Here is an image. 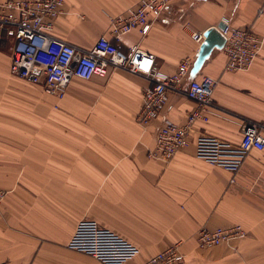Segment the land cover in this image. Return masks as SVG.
<instances>
[{
    "label": "crops",
    "instance_id": "obj_1",
    "mask_svg": "<svg viewBox=\"0 0 264 264\" xmlns=\"http://www.w3.org/2000/svg\"><path fill=\"white\" fill-rule=\"evenodd\" d=\"M138 1L65 0L49 32L90 49L112 37L111 19ZM225 15L264 39V0H173L147 34L133 29L118 45L153 52L160 71L172 74L185 58L196 59L201 44L192 33ZM13 41L0 27V188L8 191L0 203V264H103L68 247L82 219L138 245L131 264L176 243L186 256L179 264H264V150H252L234 175L198 157L195 145L203 133L239 144L244 121L264 123V43L249 69L227 71L223 49L212 52L195 77L218 80L209 120H199L190 144L165 162L148 150L160 126L184 123L196 107L187 84L143 127L136 117L152 83L146 76L115 68L106 78L74 77L60 98L12 71ZM237 223L248 235L235 248L199 246L200 229Z\"/></svg>",
    "mask_w": 264,
    "mask_h": 264
},
{
    "label": "built area",
    "instance_id": "obj_2",
    "mask_svg": "<svg viewBox=\"0 0 264 264\" xmlns=\"http://www.w3.org/2000/svg\"><path fill=\"white\" fill-rule=\"evenodd\" d=\"M172 1L139 0L135 8L111 19L112 37L101 36L92 48L86 50L49 32L55 20L65 13V0L0 1V27L14 40L12 71L32 83H42L47 93L60 98L64 97L74 77L84 80L106 78L115 68L144 75L152 83L144 91L142 106L136 117L143 127L160 116L171 92L182 91L187 84L185 93L196 102V107L184 123L168 121L160 126L155 144L148 150L149 157L168 162L180 149L190 144L195 124L199 120H209L208 111L214 106L213 92L218 80L210 75L190 78L194 64L192 57L182 60L174 73L164 74L156 64L153 52L138 45L124 51L118 42L122 35L133 29L147 34ZM221 22L225 25L220 29L225 38V69H249L260 55L264 39L250 27L234 25L229 16H223ZM204 32H193L194 41L201 44ZM195 145L198 157L235 175L252 150H264V123L244 121L239 144L203 133L197 137ZM234 181L235 177H232L231 182ZM7 196L8 191L0 188V203ZM247 235L248 231L237 223L214 229L202 228L197 233V241L204 249L222 244L235 248V244ZM68 247L91 255L103 264H131L141 251L138 245L94 219L78 222ZM185 259L180 243H176L140 264H179Z\"/></svg>",
    "mask_w": 264,
    "mask_h": 264
},
{
    "label": "water",
    "instance_id": "obj_3",
    "mask_svg": "<svg viewBox=\"0 0 264 264\" xmlns=\"http://www.w3.org/2000/svg\"><path fill=\"white\" fill-rule=\"evenodd\" d=\"M224 23H219L218 25L207 29L204 32V40L202 41L200 48L198 50L196 59L191 69V78H195L200 72L204 63L210 58L212 52L215 49H223L225 45V38L221 34L220 29L224 28Z\"/></svg>",
    "mask_w": 264,
    "mask_h": 264
},
{
    "label": "rangeland",
    "instance_id": "obj_4",
    "mask_svg": "<svg viewBox=\"0 0 264 264\" xmlns=\"http://www.w3.org/2000/svg\"><path fill=\"white\" fill-rule=\"evenodd\" d=\"M43 86V85H42ZM43 88L45 89V87L43 86Z\"/></svg>",
    "mask_w": 264,
    "mask_h": 264
}]
</instances>
